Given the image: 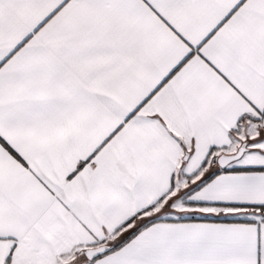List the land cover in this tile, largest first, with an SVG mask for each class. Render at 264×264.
<instances>
[{
    "label": "snow or ice",
    "instance_id": "6c2138e0",
    "mask_svg": "<svg viewBox=\"0 0 264 264\" xmlns=\"http://www.w3.org/2000/svg\"><path fill=\"white\" fill-rule=\"evenodd\" d=\"M0 264H264V0H0Z\"/></svg>",
    "mask_w": 264,
    "mask_h": 264
}]
</instances>
